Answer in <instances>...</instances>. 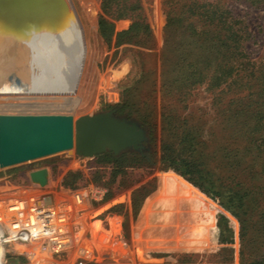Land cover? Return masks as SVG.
I'll use <instances>...</instances> for the list:
<instances>
[{
    "label": "rangeland",
    "instance_id": "1",
    "mask_svg": "<svg viewBox=\"0 0 264 264\" xmlns=\"http://www.w3.org/2000/svg\"><path fill=\"white\" fill-rule=\"evenodd\" d=\"M100 1L62 0L78 45L71 56V36L59 42L81 80L72 109L0 104V113L114 109L146 135L152 129L153 164L132 150L117 158L60 151L0 168V196L29 187L28 173L39 168L52 193L104 187L85 223H99L102 248L86 242L92 257L83 264H264V0H127L139 4L149 35L119 44L97 30ZM107 19L114 31L130 23ZM161 144L209 183L162 161ZM212 187L240 203L220 206ZM4 248L5 264H29L16 245Z\"/></svg>",
    "mask_w": 264,
    "mask_h": 264
},
{
    "label": "water",
    "instance_id": "2",
    "mask_svg": "<svg viewBox=\"0 0 264 264\" xmlns=\"http://www.w3.org/2000/svg\"><path fill=\"white\" fill-rule=\"evenodd\" d=\"M0 18L23 35L35 34V40H41L47 32L58 35L70 24L62 0H0ZM146 142L145 129L134 119L115 115L114 109L76 117L0 113V168L60 151L83 157L103 151L118 155L137 151ZM28 176L31 182L44 185L47 170L35 169Z\"/></svg>",
    "mask_w": 264,
    "mask_h": 264
},
{
    "label": "built area",
    "instance_id": "3",
    "mask_svg": "<svg viewBox=\"0 0 264 264\" xmlns=\"http://www.w3.org/2000/svg\"><path fill=\"white\" fill-rule=\"evenodd\" d=\"M48 187L47 181L44 185L30 181L29 187L0 196L3 255L4 247L13 244L29 264L86 263L92 257L86 242H97L99 249L104 240L96 237L99 223L92 228L85 227L89 201H103L106 189L95 185L87 190L52 193Z\"/></svg>",
    "mask_w": 264,
    "mask_h": 264
},
{
    "label": "bare ground",
    "instance_id": "4",
    "mask_svg": "<svg viewBox=\"0 0 264 264\" xmlns=\"http://www.w3.org/2000/svg\"><path fill=\"white\" fill-rule=\"evenodd\" d=\"M18 30L0 18V104L30 108L44 102L46 107L72 109L68 98L77 96L81 80L70 73L69 60L60 43L71 36V56L77 54L73 33L66 27L58 35L47 32L41 40H35V34H24L25 39ZM5 256L0 245V264H5Z\"/></svg>",
    "mask_w": 264,
    "mask_h": 264
},
{
    "label": "trees",
    "instance_id": "5",
    "mask_svg": "<svg viewBox=\"0 0 264 264\" xmlns=\"http://www.w3.org/2000/svg\"><path fill=\"white\" fill-rule=\"evenodd\" d=\"M138 10H139V4L137 3V1L128 3L127 0H101L100 1L101 12L98 15L96 21L97 30L100 36L105 40H109L110 37L113 35L115 43L119 44L124 39L129 40V38L132 35H135L137 33L142 34L143 36L149 35V27L147 23L143 21V18H141L138 13L136 14V11ZM107 17L111 19H122L128 17L130 19V23L126 29L114 31L113 24L110 20L107 19ZM142 122L145 124V121ZM147 129H148L147 138L149 144L154 141V136L152 133V129L150 127H147ZM148 144L146 142L143 144V147H141L139 150L130 151V152L133 153L135 156H137L140 160L146 161L149 164H153L154 161L151 159V154H153L154 151L150 150L151 146L149 147ZM159 149H160V159L162 161H167L168 164L172 165L175 170H178L179 173L185 176L187 179L193 180V179H200L202 177V175L199 174L200 170L195 167L196 166L195 164L191 163L188 160L175 157L176 155H174L172 148L170 150V147L168 145L161 144L159 146ZM123 154L124 152H121L118 155H113L110 151H103L96 155L98 156L102 155L109 158H117L122 156ZM200 180L209 183L205 177H202ZM211 190H212L211 197L213 199L217 198L218 204L230 211L233 210L235 206H237L241 201V196H239V194L237 195L236 198H234L236 200L231 199V197H227V199H224L219 193V191H215L214 188ZM109 204L110 203L106 204V206ZM113 208H115V205H111L109 210Z\"/></svg>",
    "mask_w": 264,
    "mask_h": 264
}]
</instances>
